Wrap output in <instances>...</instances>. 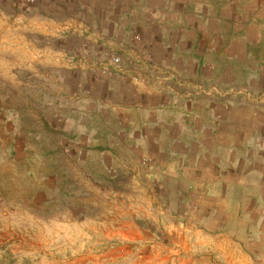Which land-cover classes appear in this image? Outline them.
<instances>
[{
    "label": "rangeland",
    "instance_id": "rangeland-1",
    "mask_svg": "<svg viewBox=\"0 0 264 264\" xmlns=\"http://www.w3.org/2000/svg\"><path fill=\"white\" fill-rule=\"evenodd\" d=\"M51 7L36 0L17 11L15 42L0 10V264H200L199 230L233 239L247 229L238 202L216 201L138 154L95 152L110 141L75 99L92 93L101 68L128 73L111 72L117 54L106 46L57 37L53 19L65 13Z\"/></svg>",
    "mask_w": 264,
    "mask_h": 264
},
{
    "label": "crops",
    "instance_id": "crops-1",
    "mask_svg": "<svg viewBox=\"0 0 264 264\" xmlns=\"http://www.w3.org/2000/svg\"><path fill=\"white\" fill-rule=\"evenodd\" d=\"M48 1L65 13L54 16L57 37L77 33L130 62L126 78L101 68L89 79L92 93L75 99L92 107L97 137L110 141L95 152L138 154L146 166L197 184L216 201L238 202L247 229L232 231L233 239L199 230V263L264 264V3ZM73 3L77 13L67 17ZM4 6L15 42L17 11L30 6L0 0ZM23 18L31 34L33 19Z\"/></svg>",
    "mask_w": 264,
    "mask_h": 264
},
{
    "label": "built area",
    "instance_id": "built-area-1",
    "mask_svg": "<svg viewBox=\"0 0 264 264\" xmlns=\"http://www.w3.org/2000/svg\"><path fill=\"white\" fill-rule=\"evenodd\" d=\"M23 1L28 6L33 5L36 2V0H23ZM72 60L76 61V62H79L76 57H73ZM111 68H112L111 72H115L116 71L120 75L127 74L126 70L124 68L123 57L121 55H118V54L114 55V57L112 58V67ZM103 70H105V68Z\"/></svg>",
    "mask_w": 264,
    "mask_h": 264
}]
</instances>
